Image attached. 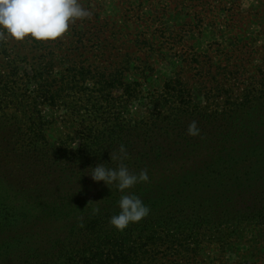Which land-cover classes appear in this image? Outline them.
<instances>
[{
	"label": "rangeland",
	"instance_id": "374dc122",
	"mask_svg": "<svg viewBox=\"0 0 264 264\" xmlns=\"http://www.w3.org/2000/svg\"><path fill=\"white\" fill-rule=\"evenodd\" d=\"M79 3L92 17L70 24L62 38L0 42V101L8 98L0 105V204L7 210H28L30 225L42 214L30 210L42 206L49 196L68 200L79 194V201L98 202L95 204L112 212L99 222L104 226L119 214L118 201L126 194L115 182L108 186L94 181L89 173H78L76 160L45 174L41 160L29 158L35 153L50 149L80 155L79 150L84 151L93 135L117 122L115 153L120 155L121 144L127 151L139 147L143 144L139 136L127 137V121L164 114L170 105V88H177L170 83L178 80L186 84V94H191L195 104L220 111L243 112L241 105L248 95L264 101V0ZM49 79L61 83L52 92L61 85L63 97L54 106H42L33 113L30 97L42 93L43 83ZM22 83L27 86L22 88ZM164 92L167 100L161 97ZM32 115L40 121L43 138L32 142L26 136L19 142L16 127H25ZM188 156L178 155L166 162L179 163ZM132 157L127 158L132 163L129 166L126 159L122 161L130 172L136 163ZM100 164L111 169L119 165L110 159ZM241 167L234 175L244 176L234 185L238 194L229 193L234 199L219 197L220 202L192 205L189 191L182 204L149 207L148 216L135 223H149L157 239H140L143 262L137 264H264V212L256 211L264 204V174L258 176L264 172V153ZM223 174L203 173L194 182L199 186L231 184L230 176L223 178ZM52 184L63 187H46ZM90 186L95 187L93 193L80 189ZM191 188L198 196H207L198 186ZM241 193L246 194L243 202L238 200ZM90 215H95L93 210ZM72 219L70 215L41 222L45 238L50 242L57 239ZM221 219L224 223H217ZM235 230L239 232L233 234ZM36 241L37 245L46 243L40 236Z\"/></svg>",
	"mask_w": 264,
	"mask_h": 264
},
{
	"label": "trees",
	"instance_id": "16d2710c",
	"mask_svg": "<svg viewBox=\"0 0 264 264\" xmlns=\"http://www.w3.org/2000/svg\"><path fill=\"white\" fill-rule=\"evenodd\" d=\"M43 84V92L30 97L33 98L34 103L32 104L33 113L36 110L40 111L42 106H54L63 97L59 92L63 90L61 85H57V92H52L55 84H61L57 80H45ZM170 84H175L177 88H170L171 92L168 95L170 105L164 114L140 121L129 120L126 123L127 137L139 136L143 142L139 147L133 150L129 148L127 151L128 156L133 155L132 158L136 159L132 173L139 174L142 169H147L149 176L148 182L137 183L133 188L126 190V194L137 195L150 208L182 204L186 201L185 194L189 191L192 196L190 198L192 205L204 201L209 204L215 199L220 202L219 197L234 199L235 197H231L229 193L238 194L235 186L239 183L237 181L244 177L237 175L234 178V175L240 172L238 170H241L243 162L264 153V101H260L257 96L248 95L241 105L243 112L238 109L220 111L195 104L191 94H186L184 87L186 84L183 81L178 80ZM26 86L27 84L22 83V88ZM168 88L164 86V89ZM161 97L167 100L165 92ZM2 99L4 100L0 101V105L8 98L2 97ZM28 120L25 127L19 125L16 127L15 135L18 141L22 142L26 136L32 142L42 140L44 130L38 126L40 121L37 120L36 115H32ZM193 120L197 122L200 129V135L195 137L189 136L186 131ZM119 127L120 124L117 122L103 132L93 135L84 151L79 150L80 155L73 152L58 154L52 153L50 149H43L29 158H32L33 162L41 160L43 164L41 170L45 174L48 172L53 174L59 171L55 169V166L62 167L67 161L76 160L77 172L86 176L97 164L107 159L111 160L110 153L115 152L114 134ZM4 129L5 127L2 131ZM176 139L181 141H175ZM178 155L189 156L179 163L166 162L169 159H175ZM114 163L118 165L121 161L118 159ZM128 164L132 163L126 159V165ZM159 164L165 166L157 168ZM178 172L183 173L184 176L179 175ZM203 173H224L223 178L230 176L231 184L229 185L235 186L228 188L229 185L225 182L199 186L194 180L197 182L198 176ZM261 174L264 172H259L258 176ZM192 186H198L202 189L201 193L205 192L207 196H198V191L193 192ZM46 187L60 189L63 185L52 184ZM82 187L80 189H86L88 193H93L95 189L93 186ZM83 192H81L82 195ZM243 198H246L245 193H241L238 200L243 202ZM79 199H81L79 194L78 197H70L68 200L49 196L42 206L30 210V213L33 210L42 213L31 221L34 222L33 225L29 223L31 215L28 210L21 208L7 210L0 204V264H137L140 261L143 262V247L139 245L142 242L140 239L146 236L148 239H157L156 232L149 228V223H130L126 232L118 231L110 223L100 226L101 219L108 218L112 212L104 205L88 204ZM94 206L99 208V212L92 216L90 211L97 208ZM260 206L261 209H256L258 213L264 212V204ZM83 212L85 214L82 219H78ZM70 215L73 217L72 223H66V226L58 233L57 239L48 241L45 238L46 233L42 232L43 223L41 222ZM228 220L232 222L231 219ZM217 223H224V220L221 219ZM238 232L235 230L233 234ZM196 235L194 232L193 236ZM39 236L46 242L44 245L35 244L36 237Z\"/></svg>",
	"mask_w": 264,
	"mask_h": 264
},
{
	"label": "clouds",
	"instance_id": "9594fccd",
	"mask_svg": "<svg viewBox=\"0 0 264 264\" xmlns=\"http://www.w3.org/2000/svg\"><path fill=\"white\" fill-rule=\"evenodd\" d=\"M91 17L92 12L84 8L79 0H0V42L9 39L23 41L26 38L55 41L68 32L70 24ZM186 131L189 136L200 135L195 120L189 123ZM118 152L119 156L115 152L110 153L111 160L121 161L118 168L111 169L105 164H98L92 168L91 178L96 182L104 181L108 186L115 182L121 193L133 188L137 183L148 182L147 169L135 174L122 162L128 158L123 144L119 146ZM118 205L119 214L113 215L109 221L118 231L125 230L130 223L141 221L150 212V208L135 194L121 195ZM98 212V207L93 209V214Z\"/></svg>",
	"mask_w": 264,
	"mask_h": 264
}]
</instances>
